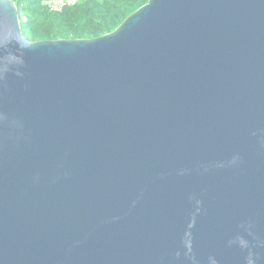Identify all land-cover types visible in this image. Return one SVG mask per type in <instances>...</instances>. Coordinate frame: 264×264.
I'll list each match as a JSON object with an SVG mask.
<instances>
[{"label": "water", "instance_id": "1", "mask_svg": "<svg viewBox=\"0 0 264 264\" xmlns=\"http://www.w3.org/2000/svg\"><path fill=\"white\" fill-rule=\"evenodd\" d=\"M0 264H264V0L47 41L0 0Z\"/></svg>", "mask_w": 264, "mask_h": 264}, {"label": "trees", "instance_id": "2", "mask_svg": "<svg viewBox=\"0 0 264 264\" xmlns=\"http://www.w3.org/2000/svg\"><path fill=\"white\" fill-rule=\"evenodd\" d=\"M22 34L30 41L93 39L113 31L148 0H77L50 11L43 0H12Z\"/></svg>", "mask_w": 264, "mask_h": 264}, {"label": "built area", "instance_id": "3", "mask_svg": "<svg viewBox=\"0 0 264 264\" xmlns=\"http://www.w3.org/2000/svg\"><path fill=\"white\" fill-rule=\"evenodd\" d=\"M77 0H43L42 4L50 11L61 10L66 5H74Z\"/></svg>", "mask_w": 264, "mask_h": 264}]
</instances>
